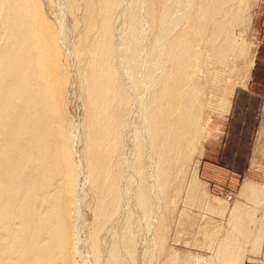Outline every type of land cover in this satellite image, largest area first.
Returning <instances> with one entry per match:
<instances>
[{
  "label": "bare ground",
  "instance_id": "bare-ground-1",
  "mask_svg": "<svg viewBox=\"0 0 264 264\" xmlns=\"http://www.w3.org/2000/svg\"><path fill=\"white\" fill-rule=\"evenodd\" d=\"M253 5L0 0V264H202L169 232L214 207L190 163L250 80ZM240 196L204 264L260 251L264 186Z\"/></svg>",
  "mask_w": 264,
  "mask_h": 264
},
{
  "label": "rangeland",
  "instance_id": "rangeland-1",
  "mask_svg": "<svg viewBox=\"0 0 264 264\" xmlns=\"http://www.w3.org/2000/svg\"><path fill=\"white\" fill-rule=\"evenodd\" d=\"M249 14L250 25L244 40L252 59L250 80L243 88L236 89L228 115L204 111L202 118L205 140L198 146L190 163V171L197 168L196 180L206 190L210 205L214 207L205 211L192 207L187 213L191 219H176L177 225L172 226L169 232L170 250H176L187 257H198L202 264L210 256L208 249L218 247L229 232L228 220L234 208L238 205L247 206L240 196L244 182L253 180L256 185L264 184L263 100L260 88L257 92L250 91L256 82L258 85L261 81L264 82L259 64L264 53V0H254ZM72 100L69 112L77 119L82 110L78 101ZM182 206L180 202L177 213L182 210ZM260 209L256 216L259 218L260 215L263 220V204ZM177 213L174 218H177ZM243 245L245 246L244 243ZM142 247L138 251L139 255ZM245 247L249 250L242 252L241 258L229 264H264V238L258 252H250V247Z\"/></svg>",
  "mask_w": 264,
  "mask_h": 264
},
{
  "label": "crops",
  "instance_id": "crops-1",
  "mask_svg": "<svg viewBox=\"0 0 264 264\" xmlns=\"http://www.w3.org/2000/svg\"><path fill=\"white\" fill-rule=\"evenodd\" d=\"M259 64H260L261 75H263L264 74V53L261 55V57L259 59ZM260 83L261 84L258 85V83L256 82L254 88H250V91L257 92V89L260 88V93L262 94V100H263V104H262V113H263V115H262V124L264 125V82L261 81ZM263 132H264V130H262V133ZM252 183H253V180H252ZM263 186H264V184H263Z\"/></svg>",
  "mask_w": 264,
  "mask_h": 264
}]
</instances>
